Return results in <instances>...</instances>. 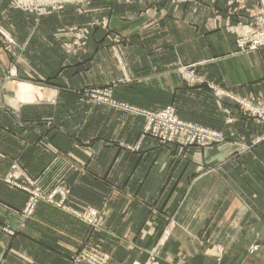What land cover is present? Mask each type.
Returning <instances> with one entry per match:
<instances>
[{
    "label": "crops",
    "instance_id": "obj_1",
    "mask_svg": "<svg viewBox=\"0 0 264 264\" xmlns=\"http://www.w3.org/2000/svg\"><path fill=\"white\" fill-rule=\"evenodd\" d=\"M141 1L92 0L86 14L68 7L38 19L0 0V28L17 43L10 46L16 55L0 48V177L14 172L44 191L64 185L69 206L105 215L97 233L49 203L25 218L29 195L0 181V264H70L84 246L130 264L144 261L142 250L165 229L161 264H264V183L253 154L259 149L247 160L229 157L242 128L227 132L224 124L238 110L209 86H187L179 74L191 66L238 97L264 100V49L235 54L233 32L258 8L200 0L147 10ZM79 31L87 35L81 41ZM109 32L118 36L113 47ZM110 84L120 101L151 111L176 106L183 119L224 131L228 141L186 153L150 137L142 141L145 118L85 109L76 94ZM25 87L42 89L44 101L23 102ZM60 98L67 104L60 102L64 118L57 123L50 106ZM246 133L242 138L250 139L259 130ZM254 244L259 250L249 254Z\"/></svg>",
    "mask_w": 264,
    "mask_h": 264
},
{
    "label": "rangeland",
    "instance_id": "obj_2",
    "mask_svg": "<svg viewBox=\"0 0 264 264\" xmlns=\"http://www.w3.org/2000/svg\"><path fill=\"white\" fill-rule=\"evenodd\" d=\"M8 3V5L15 11H20L22 13H26V14H32L33 16H35L36 18L40 19L42 18V16L37 15V13L39 14L38 10L43 12V10H45L44 7H49V9H52L53 7L56 8H62L65 7L64 10L60 11V12H56V11H51V14L54 13H63L68 7H73L74 10H76L79 13L82 14H86V11L89 10L90 6H91V2L92 0H4ZM126 3L129 2L130 0H125ZM147 4V10H152V9H159V7L161 6V3H164V8H166V10L169 11L168 7L169 6H180L182 3H186V2H190V1H200V0H142V3L139 4ZM209 1V0H207ZM211 1H217V0H211ZM224 2H226L229 5L235 4L240 0H223ZM146 2V3H145ZM244 5L249 6V4H252L253 8L255 9L256 7L258 8V14L254 17L252 15H250L249 19L247 17H244L245 19H248V21L246 22V24L242 22V20H240L239 22H237V24L234 26V37H235V54H252L255 52H259V50L264 49V0H243ZM249 2V3H248ZM238 4H242V3H238ZM150 7V8H149ZM29 10V12L24 11L25 9ZM33 9V12H30V9ZM249 8V7H248ZM160 10V9H159ZM163 12V16L166 18L168 13L165 9H162ZM36 13V14H35ZM49 14V15H51ZM250 14V13H249ZM238 17V15H236ZM239 18V17H238ZM240 19V18H239ZM246 21V20H245ZM170 30V29H169ZM110 33V32H109ZM75 37L78 39V41H81V38H86L87 35L84 34H80L79 32H74ZM118 39V36L115 34H108L106 35V38L109 42L111 47L112 44L114 43L115 40L114 38ZM126 41V40H124ZM128 42V40L126 41ZM16 41L11 37L10 34L7 33L6 30L0 28V48H3L6 52L16 55L17 52L12 49L10 46L12 45H16ZM81 46V45H80ZM264 51H262L261 54V65H260V79L262 80V82L264 81ZM249 68V67H248ZM179 74L183 80V82L187 85V86H195L197 84H203V86L205 85L206 87L209 86L211 89V91L214 92V94L217 95H221V96H225V98L228 99L229 102H232V104L236 107V109L238 110L237 112V116H229L226 120V124H224L227 128V132L232 129L235 128V126H238L242 129H239L238 132L241 134V136L236 135L234 140L232 143L234 145V147H232L234 149L233 153H231V155L229 157H237V156H243L245 158V160H247L249 158L250 155H252L253 150L255 149H259L257 151H255V153L253 152V154L256 156V158H259V174H260V178L262 179L263 183H264V112L260 111V116L258 114H255L251 107L249 106H256L257 108H260L261 110L264 108V100H255L252 98H242V97H238L236 95V93H234L235 90H229L226 88H224V86H221L219 84V82H212V83H208L207 80H205L204 78H202L201 76H199V74L194 71L193 67L191 66H181L179 68ZM9 82H12V80H10ZM21 85V84H20ZM20 85H11V89L14 91H18V88L20 89ZM116 84H110V85H106V86H101V87H95V88H90V87H85L82 90H78L76 91V94H78L82 99H83V106L85 109H89L91 110L92 108H95V106L97 107H103V108H110V109H114V110H118L120 112H129L130 111H125L124 109L128 108V109H136V110H142V111H147L149 113H163L166 111H172L174 117L176 118L177 122L179 123V125L176 126H172V124H167L164 132L167 134V136L171 137V136H176V139L174 142L169 143V142H165L163 143V141H161L158 138H155L153 135H146L145 137H143L142 141H144L146 138L150 137L153 139H156L159 141V143L164 146V147H176L178 149L181 150V153H183L185 151V153L187 152L186 150L190 149V148H195V147H200V148H206V147H215V146H220L221 144L226 143L227 137L224 131H220V130H215V129H210L207 128V126H205V124L203 122H194V121H187L185 119H183V117H181L180 112H178L176 106L173 105H168L167 107L158 110V111H151L148 109H143L140 108L138 106H134L131 105L127 102L124 101H120L117 98H115L114 96V87ZM264 86V85H263ZM42 87V86H41ZM8 90H10V86L8 88ZM42 90V89H41ZM40 89L35 88V92H30L31 89L28 87H25L22 89V94L26 95L28 94V98L26 99L25 97H23L22 101L23 102H39V101H44V97H43V91H41ZM236 92V91H235ZM11 99V98H10ZM9 99V100H10ZM17 98H15L16 100ZM60 100H54V102L52 103L53 105H51L50 103V109L53 110L56 114L53 113V119L55 120V122H59V118H64V116L61 115V106H60V102L64 103L65 99L60 98ZM8 100V101H9ZM67 103L65 102V105ZM191 104V103H190ZM64 105V104H62ZM56 106V107H55ZM204 105H201V107ZM207 108V106H206ZM48 109V110H50ZM124 110V111H123ZM205 112V110H204ZM134 114V113H132ZM137 116V115H135ZM141 116V115H138ZM241 118V120H239V117ZM71 117V116H69ZM142 117V116H141ZM144 118V117H143ZM246 119L251 122L254 123L255 127L253 126V124H250L251 122H247L248 126L245 124L246 123ZM176 122V123H177ZM147 125V120L145 119V125L143 128V131L145 130ZM247 126V129H246ZM196 128H201L204 130H207L209 133H214V134H221L223 135V138L221 141H216L215 139H209V138H204L203 136L199 135L198 133H196ZM252 130L254 129V131L256 132L257 130H259L258 134H251L250 139L249 138H242V133L245 132V135L243 134V137L247 135L246 131L247 130ZM245 130V131H244ZM143 131H142V135H143ZM141 135V136H142ZM145 135V134H144ZM179 135V136H178ZM202 138L204 139V141H202ZM250 140V142L248 141ZM248 144V145H246ZM249 143H248V142ZM161 146V147H162ZM22 180V181H20ZM0 181H4L5 183L11 185L14 188H18V186H22V187H26L28 188L31 192H35L38 189L43 191L45 193V195L49 196L52 195L56 190H58L60 187L62 188H66L69 193V195H67L66 197V205L73 209L76 210L78 212H82V213H87L86 216H91L89 214V210L90 209H94L97 217L96 219L99 221V223L97 224V226H93L90 225L89 223L85 222L88 227L89 230L91 231V233H97V232H103L104 231V219H105V215L103 213L102 210H97L95 208L92 207H87V208H83V209H77V208H73L72 206L68 205L69 202V197L71 195V189L64 186V185H57L54 188H52L49 191H44L39 185L38 182L36 180H32L26 176H22V177H17L16 174L14 172L9 173L6 177L2 178L0 177ZM20 190H23L22 188H18ZM63 189V190H66ZM62 190V192H63ZM24 192H26L29 195L28 201L26 203V206L23 210V215L25 218H31L34 214H35V210L33 212V214L31 216H27V209L29 207V203H31V194L28 191L23 190ZM59 192V194L55 195V198L57 199V201H62L63 200V193ZM43 201H39V203H41ZM44 203H48V202H44ZM37 204V205H38ZM26 211V213H25ZM63 211L67 212L66 210L63 209ZM69 213V212H67ZM71 214V213H69ZM73 215V214H71ZM74 216V215H73ZM170 219V218H169ZM81 220V219H80ZM90 233V234H91ZM168 237H169V231L168 229H165L163 231V234L161 235V237L159 238L158 241L154 242L152 245H149L147 248H144V253L146 254L147 258L144 261H139L136 260L134 262H139L141 264H161V260H162V255H163V251L165 250L166 244L168 242ZM97 249L98 251L108 255L110 257V263L111 264H116V262L113 261L112 255L102 251L101 249H99L98 247H94V246H84L83 248L79 249L74 255H76L78 252H82L84 249ZM259 250V245L258 244H254L252 246L249 247L248 252L249 254H254ZM73 255V256H74ZM73 256L71 258H73ZM134 262L130 263L133 264ZM70 264H71V260H70Z\"/></svg>",
    "mask_w": 264,
    "mask_h": 264
},
{
    "label": "built area",
    "instance_id": "obj_3",
    "mask_svg": "<svg viewBox=\"0 0 264 264\" xmlns=\"http://www.w3.org/2000/svg\"><path fill=\"white\" fill-rule=\"evenodd\" d=\"M45 10H43V12L39 11V14L37 13V15L39 16H48L49 14H51V11H56V12H60L62 10H64L65 7H60V8H56L53 7L52 9H49V7H44ZM24 11L29 12L28 8L25 9ZM30 12H35L33 11V9H30ZM36 14V13H35ZM251 107L252 111L255 114H258L260 116V111L264 112V108L261 110L260 108H257L256 106H249ZM125 111H130L131 113H134L136 115H141L142 117H144L147 120V125L145 130L143 131V135L141 140L143 139V137H145L146 135H153L155 138L160 139L161 141H163V143L165 142H169L172 143L175 141L176 136H167V134L164 132V129L166 127L167 124H172V126H176L179 125V123L177 122L176 118L173 115L172 111H166L163 113H149L147 111H142V110H136V109H124ZM123 110V111H124ZM177 122V123H176ZM196 133H198L199 135L203 136L204 138H209V139H215L216 141H221L223 138V135L221 134H214V133H209L207 130L201 129V128H196ZM145 134V135H144ZM179 136V135H178ZM163 139V140H162ZM202 141H204V139L202 138ZM18 188H22L25 191H28L31 194V203H29V207L27 209V216H31L35 210V207L37 206L39 201H43V202H48L49 204H52L53 206L61 209V210H66L67 212L73 214L76 218L81 219L87 223H89L90 225L93 226H97V224L99 223V221L96 219L97 214L95 212L94 209H90L88 212L91 216H86L87 213H82V212H78L76 210H73L71 208H69L66 205V197L67 195H69L70 192L67 191L66 188H62L60 187L58 190H56L52 195H45V193L41 190H37L35 192H31L28 188L26 187H22V186H18ZM66 189V190H63ZM63 190V192H62ZM59 192L63 193V200L62 201H57V199L55 198L56 194H59ZM71 260V264H111L110 263V257L100 251H98L97 249H84L82 252H78L76 255L73 256V258L70 259ZM133 264H141L139 262H134ZM151 264V263H149Z\"/></svg>",
    "mask_w": 264,
    "mask_h": 264
}]
</instances>
